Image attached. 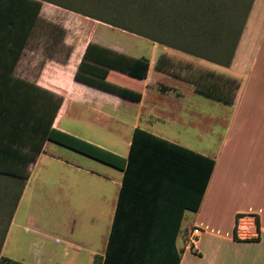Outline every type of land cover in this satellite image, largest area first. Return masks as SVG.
<instances>
[{
	"label": "crops",
	"instance_id": "0c3cea01",
	"mask_svg": "<svg viewBox=\"0 0 264 264\" xmlns=\"http://www.w3.org/2000/svg\"><path fill=\"white\" fill-rule=\"evenodd\" d=\"M98 3L97 0H44L40 19L64 29L63 43L70 47L71 54L61 62L29 52L27 47L14 69H10V65L0 69L63 96L54 128L117 156L128 158L134 133L141 129L214 160L215 166L199 209L196 212L185 209L178 231L173 234L166 216L149 208L159 202L152 197H136L135 188L151 189L155 185L137 184L131 176L130 203L136 208L132 226L126 230L119 221L114 228L125 172L85 155L91 162L78 157L63 159L55 143L47 142L43 153L30 167V177L10 218L1 252L16 225L19 210L26 205L29 220L38 221L44 217L70 224L66 239L57 235L50 250L39 248L36 264H264V0H254L229 67L152 41L154 46H146L149 50L140 53L139 44L125 42L124 35L140 36L122 29L121 21L110 23L116 22L117 12L104 9ZM89 43L149 60L148 77L143 81L117 72H110L107 77L114 84L141 92L142 101L132 102L75 80ZM162 56L174 62L173 57H178L186 61L182 64L196 69L211 71L216 68L213 72L240 81L234 104L206 98L214 108L207 122L205 103L198 104L200 108L195 112L189 111L194 106L184 109L202 120L205 138L209 140L211 136V145L206 147L203 143L194 148L164 133L162 126L169 115L168 108L160 112V106L152 101L148 106L153 108L148 113L150 116L142 117L141 107L147 102L151 89H157L155 85L158 87L159 83L166 85L167 82L172 92L186 90L190 96L203 97L196 93L191 83L157 71L156 65ZM186 99L182 97L180 101ZM68 122H83L88 127L81 130L65 126ZM128 128L130 133L125 131ZM93 161L100 166L92 164ZM38 198L44 199L50 207L39 208L40 215L35 216L29 208L37 204ZM194 227L200 228L201 234L193 247L188 244L187 237ZM129 238L132 241L127 243ZM40 239L39 234L36 244L42 246L44 239ZM147 241L150 243H142Z\"/></svg>",
	"mask_w": 264,
	"mask_h": 264
},
{
	"label": "trees",
	"instance_id": "16d2710c",
	"mask_svg": "<svg viewBox=\"0 0 264 264\" xmlns=\"http://www.w3.org/2000/svg\"><path fill=\"white\" fill-rule=\"evenodd\" d=\"M43 1L0 0V68L10 65V69H14L37 27L45 22L40 19ZM97 1L104 9L117 12L114 15L116 22L112 20L110 23L121 21L119 23L124 26L122 29L125 31L224 67L230 66L244 28L243 26L239 29L236 43L231 47L229 43L232 41L234 13L228 6V0ZM247 3L243 24L254 0ZM51 27L54 28L53 39L62 38V44L67 49V59L71 49L63 43L65 31L58 26ZM214 40L224 42L220 50L211 45ZM223 57H228V61L223 60ZM149 69L150 62L146 58H134L89 43L75 80L123 99L140 102L143 98L141 92L114 84L107 77L110 72H117L130 79L143 81L147 79ZM156 70L189 82L199 95L226 105L234 104L241 86L237 79L196 69L181 62L176 63L167 56L160 57ZM63 102V96L0 69V178H5L15 188L19 187L18 196L14 193V211L20 193L30 177V167L43 153L47 142L66 147L125 172L114 228L119 221L123 222L126 230L132 226L136 208L132 207L134 203H130L131 176L137 184L155 185L151 189L135 188L138 192L136 197H152L155 202H159L157 205L151 204L149 208L166 216L169 231L173 234L178 231L185 209L198 211L215 166L214 160L192 153L141 129H136L134 133L128 158H122L54 128ZM4 194L9 195L7 192ZM123 216L126 217L119 219ZM6 233L7 230L5 235ZM235 238L237 239V235ZM130 241L132 238L127 243ZM142 243L147 244L150 241ZM0 264L23 263L1 256Z\"/></svg>",
	"mask_w": 264,
	"mask_h": 264
},
{
	"label": "rangeland",
	"instance_id": "374dc122",
	"mask_svg": "<svg viewBox=\"0 0 264 264\" xmlns=\"http://www.w3.org/2000/svg\"><path fill=\"white\" fill-rule=\"evenodd\" d=\"M228 1H230L228 3V6L234 13V22L231 28L232 41L231 43H229V45L233 47L236 43L237 36L239 34V29L244 26L243 21L245 20L247 8L245 6V3H249L251 2V0H237L236 3H234V0ZM51 25L60 27L59 25L48 23L46 21L41 23L37 27L33 35L31 43L28 46V51L35 52L39 56H52L62 62L66 59L67 49L62 44V38L57 37L55 38L56 40L53 39L52 33L54 32V28H52ZM124 36L125 42L139 44L140 53H145V51L149 50L146 46H154V43H151V41H149L147 38L141 36L135 37L133 34L130 33H125ZM218 40H214V43H212L211 45H214L215 48L220 50L224 42ZM211 51L215 52L213 49H211ZM173 58L175 62H183L184 64H186V61H183V59H180L178 57ZM223 58V60L228 61V57ZM30 69L35 70V67H30ZM211 71H216V68H211ZM49 79L51 80L52 77H50ZM159 84L160 85L158 87H156L158 84L155 85V88L157 89H151L150 93L147 95V102H145V104L141 107L142 117H146L149 111L153 109L148 107L152 101L154 104L160 106L158 109L160 112H164L168 108L167 113L169 115L166 116L167 118L165 119V125L162 126V131L164 133L194 148L200 147L199 145L203 143L206 147L211 145V136L209 140L205 138L206 134L203 131L204 123H202V120L198 119L196 114L192 115L184 110L194 106L195 108L190 109L189 111L195 112L197 111V108H200L198 107V104L202 102L205 103V110L207 111V114L205 115V122H207L209 118H212L211 112L214 111L211 102L208 99L200 97L198 95L190 96L191 93L187 92L186 90H183L179 93V91H176V89H174L176 92H172L170 91L172 90V88L168 87L167 82V86L164 83ZM167 88L169 89V91L167 90ZM182 97H185V99L187 97V99L185 101H180L182 100ZM148 121L149 120L147 119V122ZM67 125H70L72 127L74 126V128H78L81 130H86L88 127V125H85L83 122H68L65 124V126ZM205 125L209 126V124L207 125V123ZM111 127H113V125H111ZM125 131L127 133H130L131 129L128 128ZM199 136L202 138V140H200ZM54 146L58 150L57 152L63 157V159H71L73 157H78L82 161L91 162L85 159L83 155L78 154L70 149L56 144ZM92 164H94L95 166H100L98 165L99 163H96L95 161H93ZM9 183L10 182L8 180H5V178H0V257L3 255L4 257L10 258L12 260L24 264H36V255L38 254L39 248H49L50 250L52 241L54 242V238L57 235H60L57 237H60L61 239H66L69 234L66 229L69 230L70 224L69 221L62 220L61 222H59L52 219H44V217H42L38 221L29 220L28 218H26L25 211L26 209H28V207H26L25 205L19 210L16 225L12 228L9 240L5 248H3V251L1 252L2 238L5 235V231L8 229L9 221L14 211V206L16 202L14 193L16 196H18L20 191L18 186V188H15L16 186L14 187L13 184L11 185ZM4 192H7L9 195H5ZM31 207L32 208L29 209L33 210L34 212L30 213L35 216H38L40 215V213L38 212L39 208H48L50 207V205L48 203H44V199L38 198L37 204H33ZM57 216L58 215H56V217ZM38 227L40 229H38ZM40 232L47 233V235H44L43 233L41 234ZM39 234L42 238L40 240L42 241L44 239V244H42V246L38 245V243L36 244L37 236ZM61 234H63V236H61Z\"/></svg>",
	"mask_w": 264,
	"mask_h": 264
},
{
	"label": "built area",
	"instance_id": "2783aa9c",
	"mask_svg": "<svg viewBox=\"0 0 264 264\" xmlns=\"http://www.w3.org/2000/svg\"><path fill=\"white\" fill-rule=\"evenodd\" d=\"M201 229L198 227H194L190 230L187 241L189 245H192L193 247L197 245L200 239Z\"/></svg>",
	"mask_w": 264,
	"mask_h": 264
}]
</instances>
